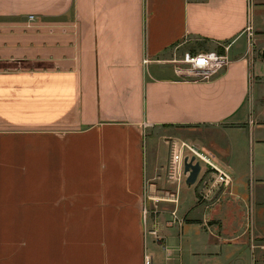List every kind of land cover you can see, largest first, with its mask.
<instances>
[{
  "label": "crops",
  "instance_id": "0c3cea01",
  "mask_svg": "<svg viewBox=\"0 0 264 264\" xmlns=\"http://www.w3.org/2000/svg\"><path fill=\"white\" fill-rule=\"evenodd\" d=\"M185 49L228 62L181 79ZM263 54L264 0H0V264H264ZM181 142L229 176L208 200Z\"/></svg>",
  "mask_w": 264,
  "mask_h": 264
},
{
  "label": "built area",
  "instance_id": "2783aa9c",
  "mask_svg": "<svg viewBox=\"0 0 264 264\" xmlns=\"http://www.w3.org/2000/svg\"><path fill=\"white\" fill-rule=\"evenodd\" d=\"M244 30L249 34L250 26L247 24ZM176 47L177 45L174 46V48ZM143 60L145 61L146 59ZM163 60L172 65L173 72L179 78L201 80L209 78L212 74L225 66L228 62V57L224 53L215 50L192 51L185 49L178 54L174 52L170 57ZM181 147L183 150L178 149L171 155V169L177 171L176 177L180 175L185 176L186 173L182 171L183 157H186L187 160L192 157L191 162L197 161L199 164V169L194 180L198 184V200L210 199L220 186H224L228 183L229 176L227 172L211 159L208 152L196 149L193 145L185 142H181ZM202 166H204V168ZM151 199L156 201L162 198L153 197ZM144 211L145 208H142V212ZM169 221L177 223L180 221L174 209L170 211ZM143 261L144 264L150 263L149 257L146 255H144Z\"/></svg>",
  "mask_w": 264,
  "mask_h": 264
},
{
  "label": "rangeland",
  "instance_id": "374dc122",
  "mask_svg": "<svg viewBox=\"0 0 264 264\" xmlns=\"http://www.w3.org/2000/svg\"><path fill=\"white\" fill-rule=\"evenodd\" d=\"M260 54V49H258L257 51V55L259 56ZM264 55V54H263ZM159 130L162 129L163 130V133H170L172 135H175L177 137H182V139L184 140H187L188 142H194V136L197 135V136H200L202 137L201 135H203V133L201 131H198V129L195 130L194 127L192 126H187V125H174V126H164V127H158ZM166 131V132H165ZM167 133V134H168ZM164 135V134H163ZM166 135V134H165ZM169 138H167V136H162V137H159V139L156 141V143L154 144V147L155 148H159V141L160 142H163L164 145H166V151L164 152L166 155L164 156H167V154L169 155L171 153V145H170V148L167 147V144L165 143L166 141H163V140H168ZM156 140V139H155ZM157 153V152H156ZM194 187L197 188V185ZM164 194V195H162ZM161 196L159 197H162V196H165L166 195V191H162V193L160 194ZM176 196H180L182 198V196H194L193 195V186L192 185H189L187 183H185L183 180H181L180 184L178 182L177 184V189H176ZM151 200V199H150ZM161 199L158 201H155L156 202H160ZM161 209V204H156L153 208H151L153 212H156L157 209Z\"/></svg>",
  "mask_w": 264,
  "mask_h": 264
},
{
  "label": "water",
  "instance_id": "95a60500",
  "mask_svg": "<svg viewBox=\"0 0 264 264\" xmlns=\"http://www.w3.org/2000/svg\"><path fill=\"white\" fill-rule=\"evenodd\" d=\"M191 160H192V157H190L188 160L186 159V157H183V160H182V171L186 173L184 182L187 184H191L194 182L196 178V174L199 169L198 162L197 161L191 162Z\"/></svg>",
  "mask_w": 264,
  "mask_h": 264
}]
</instances>
